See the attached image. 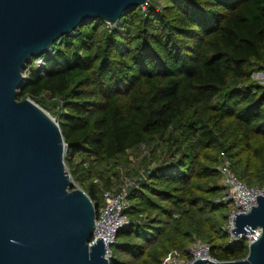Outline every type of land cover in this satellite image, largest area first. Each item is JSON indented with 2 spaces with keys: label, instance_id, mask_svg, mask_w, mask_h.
Wrapping results in <instances>:
<instances>
[{
  "label": "trees",
  "instance_id": "1",
  "mask_svg": "<svg viewBox=\"0 0 264 264\" xmlns=\"http://www.w3.org/2000/svg\"><path fill=\"white\" fill-rule=\"evenodd\" d=\"M153 3L59 37L27 63L17 99L58 122L71 179L96 212L119 166L138 176L110 264L188 259L195 240L219 261L242 259L246 239L230 241L229 206L214 199L222 152L248 186L264 180V84L251 78L264 70V0ZM142 147L149 155L129 160Z\"/></svg>",
  "mask_w": 264,
  "mask_h": 264
},
{
  "label": "water",
  "instance_id": "2",
  "mask_svg": "<svg viewBox=\"0 0 264 264\" xmlns=\"http://www.w3.org/2000/svg\"><path fill=\"white\" fill-rule=\"evenodd\" d=\"M148 0H0V264H110L102 238L89 245L95 207L72 187L58 122L17 99L27 63L86 19L117 22ZM235 235L260 229L242 259L190 264H264V196L235 213Z\"/></svg>",
  "mask_w": 264,
  "mask_h": 264
},
{
  "label": "built area",
  "instance_id": "3",
  "mask_svg": "<svg viewBox=\"0 0 264 264\" xmlns=\"http://www.w3.org/2000/svg\"><path fill=\"white\" fill-rule=\"evenodd\" d=\"M145 5L147 3L141 7L144 8ZM34 64L39 67L42 64V60L36 59ZM261 72H264V70ZM148 155V148L142 147L141 158ZM217 168L221 175L220 184L222 188L220 196L215 198L214 202L229 206L225 223L226 232L229 234L231 242L246 239L248 245L259 237L260 229L256 228L252 233L237 236L231 231L234 228L233 218L235 213H247L250 211L252 206L256 205V196H264V180L260 186H248L231 170L230 160L223 152L221 153V160ZM119 169L121 181L110 187L102 188L103 204L95 213L94 228L88 242L89 245H92L96 242L97 238H102L105 245L104 257L109 261L112 258V246L115 244L118 230L128 224L125 210L128 207L129 190L137 186L139 179L138 176H132L128 179L123 178V170L120 166ZM94 181L97 182L98 180L95 179ZM187 252L189 254L188 259L179 257L174 251H170L163 258L162 264H190L193 260L197 259L219 261L211 255L210 245L202 240H195L188 247Z\"/></svg>",
  "mask_w": 264,
  "mask_h": 264
},
{
  "label": "rangeland",
  "instance_id": "4",
  "mask_svg": "<svg viewBox=\"0 0 264 264\" xmlns=\"http://www.w3.org/2000/svg\"><path fill=\"white\" fill-rule=\"evenodd\" d=\"M152 2H154L153 4H155V3H157V4H155V6H157V7H159L161 4H162V2H163V0H151ZM111 24V23H110ZM108 26H110L109 24H107ZM251 78L253 79V80H255V81H257V82H259L260 84H264V72H261V71H259V70H257V71H254L253 73H252V75H251ZM49 113V112H48ZM65 154V153H64ZM136 159V160H135ZM139 159H141V154L140 153H138L137 155H136V153H134V154H130L129 153V160H132L133 162L134 161H139ZM66 172L67 173H69V171H68V168H67V166H66ZM130 175L127 173V172H122V177L123 178H130L129 177ZM72 187L73 188H75V187H79L78 186V184L77 183H75L74 181L72 182ZM245 240V239H244ZM245 243H247L246 242V240H245ZM112 249H113V247H112Z\"/></svg>",
  "mask_w": 264,
  "mask_h": 264
}]
</instances>
